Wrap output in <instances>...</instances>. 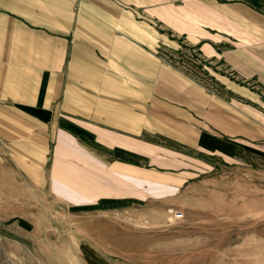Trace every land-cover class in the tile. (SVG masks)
<instances>
[{
	"label": "crops",
	"instance_id": "obj_1",
	"mask_svg": "<svg viewBox=\"0 0 264 264\" xmlns=\"http://www.w3.org/2000/svg\"><path fill=\"white\" fill-rule=\"evenodd\" d=\"M160 39L194 46L229 99L161 64ZM144 133L222 155L264 142L263 4L0 0V134L35 184H46L53 147L96 171L104 165L92 152L134 168L141 149L158 146ZM57 170L51 161L49 184L63 195L93 186L90 174Z\"/></svg>",
	"mask_w": 264,
	"mask_h": 264
},
{
	"label": "rangeland",
	"instance_id": "obj_2",
	"mask_svg": "<svg viewBox=\"0 0 264 264\" xmlns=\"http://www.w3.org/2000/svg\"><path fill=\"white\" fill-rule=\"evenodd\" d=\"M194 48L160 39L153 52L229 99ZM143 138L158 146L141 149L145 158L130 169H118L110 151L91 153L103 171L85 168L52 146L46 184H35L0 134V264H264V142L222 155ZM51 161L64 174H90L96 191L82 181L57 192Z\"/></svg>",
	"mask_w": 264,
	"mask_h": 264
}]
</instances>
